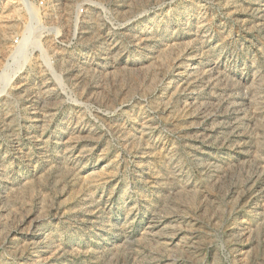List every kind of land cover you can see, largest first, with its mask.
<instances>
[{"label":"rangeland","instance_id":"374dc122","mask_svg":"<svg viewBox=\"0 0 264 264\" xmlns=\"http://www.w3.org/2000/svg\"><path fill=\"white\" fill-rule=\"evenodd\" d=\"M0 264H264V0H0Z\"/></svg>","mask_w":264,"mask_h":264},{"label":"bare ground","instance_id":"6f19581e","mask_svg":"<svg viewBox=\"0 0 264 264\" xmlns=\"http://www.w3.org/2000/svg\"><path fill=\"white\" fill-rule=\"evenodd\" d=\"M27 36V35H26ZM26 43V42H25ZM24 46V45H23ZM24 49V48H23ZM23 51V50H22ZM17 52V51H16ZM18 55V54H17ZM2 78V77H1ZM6 83V82H5ZM7 84V83H6Z\"/></svg>","mask_w":264,"mask_h":264}]
</instances>
